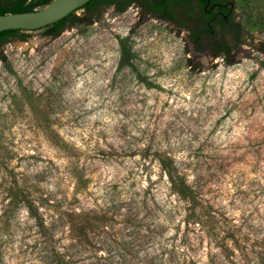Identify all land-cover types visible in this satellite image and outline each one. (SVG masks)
Wrapping results in <instances>:
<instances>
[{
  "label": "rangeland",
  "instance_id": "1",
  "mask_svg": "<svg viewBox=\"0 0 264 264\" xmlns=\"http://www.w3.org/2000/svg\"><path fill=\"white\" fill-rule=\"evenodd\" d=\"M234 1L244 34L227 58L195 54L135 6L78 10L56 37L0 47V264H54L65 249L75 264H146L149 244L183 240L186 204L157 152L200 202L190 255L264 264V0ZM124 41L134 57L120 67Z\"/></svg>",
  "mask_w": 264,
  "mask_h": 264
},
{
  "label": "trees",
  "instance_id": "2",
  "mask_svg": "<svg viewBox=\"0 0 264 264\" xmlns=\"http://www.w3.org/2000/svg\"><path fill=\"white\" fill-rule=\"evenodd\" d=\"M53 0H0V15L5 14H16V13H28L39 10ZM110 5H115V11L122 12L127 8V5H120L117 0H90L83 7L78 10H82L86 15L88 21L96 19V13L102 7H109ZM75 10L73 13L66 16L64 19L41 28L40 30H45L46 35L56 37L67 27L66 24L72 20L74 22L79 20L76 16ZM28 34L25 31L11 30L0 34V47L4 44L10 43L11 41H26ZM262 54H264V46L261 49ZM134 54L132 53L131 47L124 41L121 43L119 66H127L133 60ZM5 62V58L3 59ZM11 71L10 67L8 68ZM156 158L159 162V166L164 173L170 190L178 196V198L185 202L186 207L183 209L182 220L183 224L187 227L186 233L183 235V240L178 241L175 234L173 236L164 237L162 241L157 243H151L147 246V260L146 264H215V262L208 261L207 263L202 262L201 257L195 258L189 253V249L185 244V236L192 230L189 229V225H199L201 222V215L198 213V207L200 202L195 196L194 191L186 183L183 174L178 170L174 161L167 155L162 153H156ZM18 189L19 202L23 203L26 207L29 217L35 222V226L38 228L39 233H44L46 229L44 221L40 216L36 206L33 204L31 199L26 195L23 189ZM176 211H167L164 214L163 224L165 227L169 228L173 222V218L177 215ZM184 213V214H183ZM154 231H150L149 236L153 238ZM82 234V232H80ZM88 233L85 232L83 239L87 240ZM220 242L215 244L213 248H218L219 250L226 249V238L219 239ZM187 242V241H186ZM223 256V254H221ZM114 258V256H111ZM119 259L122 256H117ZM54 264H75L74 260L65 249V259L59 257ZM114 264H121L120 262H115Z\"/></svg>",
  "mask_w": 264,
  "mask_h": 264
},
{
  "label": "flooded vegetation",
  "instance_id": "3",
  "mask_svg": "<svg viewBox=\"0 0 264 264\" xmlns=\"http://www.w3.org/2000/svg\"><path fill=\"white\" fill-rule=\"evenodd\" d=\"M135 6L185 34L195 54L216 60L231 56L241 45L244 28L234 0H117ZM109 7L116 8L115 5Z\"/></svg>",
  "mask_w": 264,
  "mask_h": 264
},
{
  "label": "water",
  "instance_id": "4",
  "mask_svg": "<svg viewBox=\"0 0 264 264\" xmlns=\"http://www.w3.org/2000/svg\"><path fill=\"white\" fill-rule=\"evenodd\" d=\"M89 1L53 0L47 6L33 12L0 15V34L11 30L25 32L40 30L64 19Z\"/></svg>",
  "mask_w": 264,
  "mask_h": 264
}]
</instances>
